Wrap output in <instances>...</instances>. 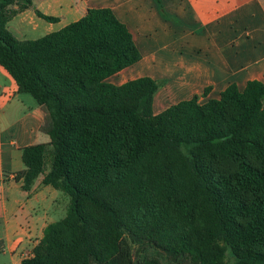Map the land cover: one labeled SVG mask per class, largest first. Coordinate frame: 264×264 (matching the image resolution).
I'll return each mask as SVG.
<instances>
[{"label":"trees","instance_id":"trees-1","mask_svg":"<svg viewBox=\"0 0 264 264\" xmlns=\"http://www.w3.org/2000/svg\"><path fill=\"white\" fill-rule=\"evenodd\" d=\"M32 5L0 0V66L50 138L22 149L17 180L45 175L70 204L21 264H264V84L155 115L156 80L107 82L142 59L111 9L19 40L8 25Z\"/></svg>","mask_w":264,"mask_h":264},{"label":"crops","instance_id":"crops-1","mask_svg":"<svg viewBox=\"0 0 264 264\" xmlns=\"http://www.w3.org/2000/svg\"><path fill=\"white\" fill-rule=\"evenodd\" d=\"M32 2V7L9 23L13 34L44 37L79 21L90 9H111L127 26L142 55L133 66L154 67L143 69L149 72L143 76L138 75L141 70L125 69L109 78L117 83L107 82L120 86L141 77L168 79V94L161 93L163 87L155 96V115L196 95L201 103L217 100L232 84L240 91L250 81L264 84V0ZM37 11L57 21L44 20ZM164 66L169 67L164 70ZM177 97L183 99L174 102ZM44 122L38 103L31 95L19 93L0 66V256L7 264H21L32 257L35 246L60 221L56 192L44 185L45 175L30 191H24L23 180H17L25 169L22 149L47 140L41 132Z\"/></svg>","mask_w":264,"mask_h":264},{"label":"rangeland","instance_id":"rangeland-1","mask_svg":"<svg viewBox=\"0 0 264 264\" xmlns=\"http://www.w3.org/2000/svg\"><path fill=\"white\" fill-rule=\"evenodd\" d=\"M165 18L168 21H173V18H170L168 15H165ZM14 36L17 39H20V40H23V39L32 40V39L41 38V36H26V38H23V37L19 36L18 34H15V33H14ZM165 55H166V52H163L161 54V56H165ZM166 60H168V59L166 58ZM147 67H149V68L152 69L154 66H147L145 64H140L137 67L133 66V67H130V68L126 69V70H129V69L131 70L133 68H134V70H137V71L138 70H141V71H138L139 72L138 75L143 76V75H147V73H149L148 71H142L143 69H145ZM168 67L169 66H164V70L165 69H168ZM136 68H138V69H136ZM128 72H131V71H128ZM148 75H150V74H148ZM149 77H151V76H149ZM166 77L169 78L168 74L166 75ZM109 82H111V83H117L116 79H114V78L109 79ZM157 82L160 84L159 92L164 87L165 90H163L164 92L162 91L161 93L162 94H165V93L168 94L167 92H169V89H170L169 88V80L166 79V78L161 77V79H158ZM172 84H173V80H172ZM172 84H171V86H172ZM181 99H183V98L182 97H177L174 102H178ZM44 137L47 140H45L46 142H42V143H49L50 138L47 137V136H44ZM49 151H51V148L49 149ZM50 163H51V158L48 157V162H47V169H48V171L50 169ZM52 190H54V189H52ZM54 192H56V201H57L56 202V207L58 208V214H57L56 217H57V221H59V220L63 219L66 216V214H67L68 207H69V204H70V198H69V196H67L66 194H64V193H62L60 191L54 190ZM0 264H7L4 260L1 259V256H0Z\"/></svg>","mask_w":264,"mask_h":264}]
</instances>
